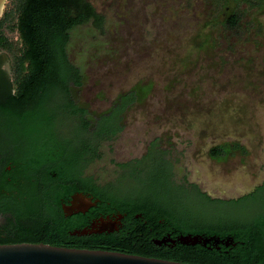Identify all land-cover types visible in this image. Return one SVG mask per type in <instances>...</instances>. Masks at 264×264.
Returning a JSON list of instances; mask_svg holds the SVG:
<instances>
[{
	"label": "rangeland",
	"instance_id": "rangeland-1",
	"mask_svg": "<svg viewBox=\"0 0 264 264\" xmlns=\"http://www.w3.org/2000/svg\"><path fill=\"white\" fill-rule=\"evenodd\" d=\"M89 1L106 22L104 31L88 25L73 34L70 56L86 74L75 91L77 102L99 113L137 84L152 86L125 112L123 130L102 144L101 158L86 172L103 184L149 191L168 167L158 149L145 160L143 184L128 173L123 177L128 169L118 163L142 159L156 142L173 164V192L192 215L231 214V205L215 210L193 187L184 192L179 185L194 183L212 196L239 198L264 177V0ZM20 4L7 3L14 47L4 56L8 68L22 56ZM234 12L240 21L227 27L224 20ZM234 142L245 150L211 155L213 147ZM249 203L238 205L242 220Z\"/></svg>",
	"mask_w": 264,
	"mask_h": 264
},
{
	"label": "trees",
	"instance_id": "trees-1",
	"mask_svg": "<svg viewBox=\"0 0 264 264\" xmlns=\"http://www.w3.org/2000/svg\"><path fill=\"white\" fill-rule=\"evenodd\" d=\"M18 32L23 44L22 56L16 57L18 91L1 105L6 126L19 133L26 144L24 175L31 180L28 200H6L1 211L15 216L7 238L1 243L44 242L52 245L107 249L157 257L191 264H252L264 243L262 218L221 223L218 215L211 219L192 215L177 193L173 192L174 169L165 151L153 142L148 153L130 162L118 163L126 173L143 184L144 163L158 149L168 167L144 191L123 190L115 183H100L88 166L101 158V146L114 139L124 128L125 112L148 94L151 84H137L119 94L103 112L93 113L77 102L76 89L83 86L86 74L70 56L73 34L91 25L104 31L105 16L89 0H20ZM240 16L231 13L224 23L234 28ZM239 143L215 146L211 155L227 157ZM157 158V157H155ZM161 187V188H159ZM182 191L190 187L202 203L217 210L222 205H239L251 196L223 200L212 198L197 184L181 183ZM90 195L99 201L86 212L66 216L63 205L75 193ZM171 194L169 200L166 195ZM176 203H175V201ZM123 215L114 230L87 234L75 233L96 218ZM205 236L227 234L244 240L238 250L224 251L202 244H186L180 235ZM163 241L161 244L158 241Z\"/></svg>",
	"mask_w": 264,
	"mask_h": 264
},
{
	"label": "flooded vegetation",
	"instance_id": "flooded-vegetation-1",
	"mask_svg": "<svg viewBox=\"0 0 264 264\" xmlns=\"http://www.w3.org/2000/svg\"><path fill=\"white\" fill-rule=\"evenodd\" d=\"M9 0H0V207L6 200L15 203H24L28 200V191L31 188V180L29 181L24 175V153L26 151L25 140L23 137L17 133L15 130L9 128L5 125L1 118V105L12 95L16 94L18 91V78L16 72V61L12 59V66L8 68L6 64L5 54L12 52L14 50L13 44L10 41L9 35L7 33L8 18H7V3ZM11 55V53H10ZM199 187V186H198ZM200 188V187H199ZM201 189V188H200ZM201 191L206 192L212 198L231 200L239 199L242 196H251L248 200L250 203L244 207L245 219H255L262 218L264 226V177L257 183L251 190L240 196L239 198H220L212 196L207 191L201 189ZM90 196V195H88ZM92 197V196H91ZM72 198L70 199V204ZM229 215H218V219L221 223L231 222L238 223L241 217H238L241 211L239 206L231 205ZM90 209V208H89ZM88 211V210H87ZM86 212V211H85ZM66 216H72L73 214L66 213ZM100 218V217H99ZM94 219L87 228L92 224L98 223V219ZM15 216L10 210H0V241L4 240L8 236V231L11 230V225L15 224ZM97 229H102L100 224L96 226ZM107 230L115 228L109 227ZM104 229V230H106ZM102 232V231H100ZM196 235V234H195ZM205 242L200 244L208 246V248H217L224 251L226 254L235 252L241 244H244V240H236V238L227 234L225 237L220 235L205 236ZM199 244V243H196ZM261 253L259 252L258 258H256L252 264H264V243Z\"/></svg>",
	"mask_w": 264,
	"mask_h": 264
},
{
	"label": "water",
	"instance_id": "water-1",
	"mask_svg": "<svg viewBox=\"0 0 264 264\" xmlns=\"http://www.w3.org/2000/svg\"><path fill=\"white\" fill-rule=\"evenodd\" d=\"M99 200L84 193H75L70 204H64V211L68 214L85 212L95 206ZM123 218L122 214L115 216L100 217L98 223L89 228L76 230L75 233L87 234L104 231L112 227L117 228ZM100 224L102 229H97ZM107 230V229H106ZM112 230V229H109ZM179 240L186 244L205 242L202 235H180ZM164 239L158 241L161 244ZM0 264H191L181 261L149 257L122 251L107 249L77 248L52 245L44 242H19L0 244Z\"/></svg>",
	"mask_w": 264,
	"mask_h": 264
}]
</instances>
